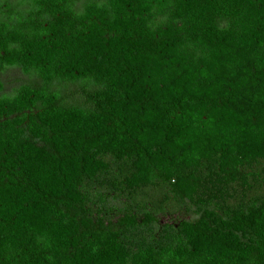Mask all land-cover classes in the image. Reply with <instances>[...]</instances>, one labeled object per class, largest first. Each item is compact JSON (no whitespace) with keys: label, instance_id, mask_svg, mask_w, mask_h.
Here are the masks:
<instances>
[{"label":"trees","instance_id":"1","mask_svg":"<svg viewBox=\"0 0 264 264\" xmlns=\"http://www.w3.org/2000/svg\"><path fill=\"white\" fill-rule=\"evenodd\" d=\"M13 71L0 264H264V0H0Z\"/></svg>","mask_w":264,"mask_h":264},{"label":"rangeland","instance_id":"2","mask_svg":"<svg viewBox=\"0 0 264 264\" xmlns=\"http://www.w3.org/2000/svg\"><path fill=\"white\" fill-rule=\"evenodd\" d=\"M19 73L13 71L11 73H7L5 76H0V80L4 83L6 80L14 79L18 76ZM6 88V87H5ZM180 216V215H178ZM178 216H161L160 223L170 222L171 220H175ZM182 217V215H181Z\"/></svg>","mask_w":264,"mask_h":264}]
</instances>
